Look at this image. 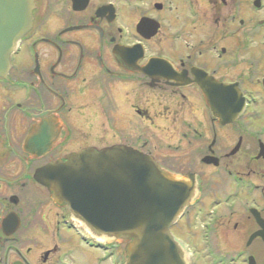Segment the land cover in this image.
<instances>
[{
  "label": "flooded vegetation",
  "instance_id": "af4514ba",
  "mask_svg": "<svg viewBox=\"0 0 264 264\" xmlns=\"http://www.w3.org/2000/svg\"><path fill=\"white\" fill-rule=\"evenodd\" d=\"M33 1L31 28L0 77V264H76L78 240L61 235L77 221L35 174L112 146L194 181L193 200L171 228L187 264H264V74L251 54L264 17L246 28L253 19L242 15V0ZM246 9L264 15V0ZM213 23L227 26L207 31ZM234 24L237 45L224 39L237 34ZM228 69L233 79L222 75ZM194 72L235 86L245 101L235 122L212 117ZM181 224L200 251L178 236ZM213 239L229 244L223 251ZM80 243L90 249L80 262L107 264L109 239Z\"/></svg>",
  "mask_w": 264,
  "mask_h": 264
},
{
  "label": "water",
  "instance_id": "95a60500",
  "mask_svg": "<svg viewBox=\"0 0 264 264\" xmlns=\"http://www.w3.org/2000/svg\"><path fill=\"white\" fill-rule=\"evenodd\" d=\"M33 8V0H0V77L31 28ZM192 83L219 124H232L243 113L245 101L235 86L219 84L203 72H194ZM32 136L37 147L40 137ZM35 179L91 236L123 242L124 264H187L170 228L193 200V180L177 179L152 158L124 146L83 149L38 170Z\"/></svg>",
  "mask_w": 264,
  "mask_h": 264
},
{
  "label": "rangeland",
  "instance_id": "374dc122",
  "mask_svg": "<svg viewBox=\"0 0 264 264\" xmlns=\"http://www.w3.org/2000/svg\"><path fill=\"white\" fill-rule=\"evenodd\" d=\"M252 1L253 0H242L241 4H242V8L243 10L241 11L242 12V15H244V17H249V18H252L253 21L250 23L249 21L247 22V26H250L254 23L257 22V20H260L264 17L262 11L261 12H255L254 13H250L248 11V9L244 10L245 9V6L246 4H252ZM228 3H230V0L228 1ZM217 6L220 8V5L217 4ZM217 7V9H218ZM228 12H230V8L228 9H223L221 10V13H220V17L221 18H224L226 15H228ZM246 15V16H245ZM246 17V18H247ZM202 22H204V20L201 19ZM220 24L222 25V21L220 22ZM209 27H206V30L209 31V32H213V30H221V31H224L225 27H220V26H215L214 23L213 25L211 26L210 24L208 25ZM231 28H234L233 31H238L237 34L232 38L229 36V33L226 31V34H224V39H226L227 43L230 42L232 45L235 44L237 45L238 43H240V39H241V32L242 30H239L240 27L236 26V24H234ZM199 31V29H198ZM254 35L252 36L253 37V45L254 47L252 48L251 50V54L253 55V58L255 60L258 61V69H260L261 71V75L264 74V55L263 53L261 54L260 53V49L262 47V45H264V31L262 30H254L253 31ZM230 37V38H229ZM206 41L205 43L207 42L208 39H206L205 37H203ZM230 41H229V39ZM204 43V45H205ZM226 43V42H225ZM231 73V78L233 79L234 75L232 73V70L231 69H228V70H223L222 72V75H230ZM189 97L192 99L193 101V107L194 108H199L200 109V113L202 114V118L205 119L207 117H205V114L203 113V109H202V104L199 100V98L197 97V95L195 94V92H192V91H189L187 92ZM197 97V99H195ZM259 124H264V120H260L257 122V126ZM224 142V141H222ZM177 145V144H176ZM105 149V148H104ZM75 225V229H65V233H64V236H63V233L61 235V237H64L65 239H77L78 242H79V249L76 253V264H90V263H87V262H80V260L83 258V256H88L90 257L88 254L86 253H89L90 252V249L86 246H84L83 244H81L80 242L82 241V238L84 239H105V238H95L93 236H91L89 234V232L78 222L74 223ZM176 232L179 234L178 236H182V237H185L184 242H187L189 241L191 244L193 243V247L195 246L196 250L200 251V244H201V241L200 239H192L191 238V235H190V232L186 229V227H184L183 224H181L177 229H176ZM66 236V237H65ZM84 236V237H83ZM189 238V239H187ZM215 241V246L217 247H220L221 250H225V247L228 246L229 244V240L228 239H213V242ZM110 252H109V258H108V262L107 264H123L124 263V257L122 256V253H123V249H124V243L121 242V241H117V240H110ZM85 259V258H84ZM189 261V259L187 258V262ZM192 261V259H190V262ZM203 261V262H202ZM206 262V260H199L196 262V264H204Z\"/></svg>",
  "mask_w": 264,
  "mask_h": 264
},
{
  "label": "bare ground",
  "instance_id": "6f19581e",
  "mask_svg": "<svg viewBox=\"0 0 264 264\" xmlns=\"http://www.w3.org/2000/svg\"><path fill=\"white\" fill-rule=\"evenodd\" d=\"M105 239H108V238H105ZM100 240H103V239H100Z\"/></svg>",
  "mask_w": 264,
  "mask_h": 264
}]
</instances>
